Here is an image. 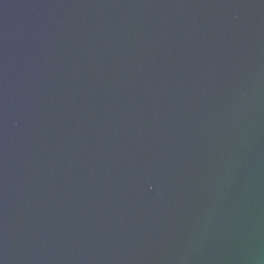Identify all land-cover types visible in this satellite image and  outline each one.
I'll return each instance as SVG.
<instances>
[{
  "label": "water",
  "instance_id": "water-1",
  "mask_svg": "<svg viewBox=\"0 0 264 264\" xmlns=\"http://www.w3.org/2000/svg\"><path fill=\"white\" fill-rule=\"evenodd\" d=\"M0 264H264V0H0Z\"/></svg>",
  "mask_w": 264,
  "mask_h": 264
}]
</instances>
